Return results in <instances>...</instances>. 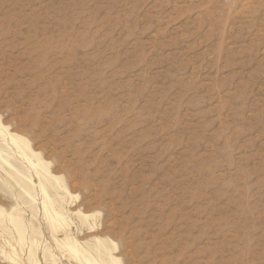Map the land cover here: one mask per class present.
<instances>
[{
	"label": "rangeland",
	"instance_id": "rangeland-1",
	"mask_svg": "<svg viewBox=\"0 0 264 264\" xmlns=\"http://www.w3.org/2000/svg\"><path fill=\"white\" fill-rule=\"evenodd\" d=\"M0 127V264H264V0H0Z\"/></svg>",
	"mask_w": 264,
	"mask_h": 264
},
{
	"label": "bare ground",
	"instance_id": "bare-ground-1",
	"mask_svg": "<svg viewBox=\"0 0 264 264\" xmlns=\"http://www.w3.org/2000/svg\"><path fill=\"white\" fill-rule=\"evenodd\" d=\"M1 142H4L6 144L10 143L14 147L15 154L18 155V157L20 159H22V161L26 164V166H28L31 170H33L38 176L41 175L44 178V180H47V181H49L51 179H55L49 173V171L47 169V165L41 161V159L39 158V156L37 154L30 151L28 145L25 143V141H23V139L8 134L6 132V129H4L2 127H0V143ZM0 161L7 164L8 167H11V165L6 160L3 159L1 149H0ZM21 174H23V173H21ZM24 181L26 182V184L28 186L31 184L30 179L24 180ZM32 185H33V183H32ZM42 191H43V189H42ZM9 220L10 221L14 220L16 222L15 218L12 216L9 217ZM59 220L63 221L61 218ZM16 227H19V226L16 225ZM17 231L20 232L21 230L19 228H17ZM9 236H11V235H9ZM61 245L63 246V248L67 252H69L73 255H78V249L73 242H69L68 240H66ZM86 262L90 264V261L88 259L86 260Z\"/></svg>",
	"mask_w": 264,
	"mask_h": 264
}]
</instances>
